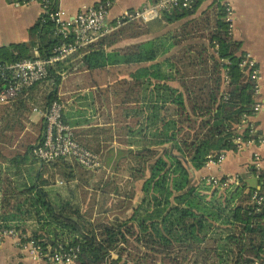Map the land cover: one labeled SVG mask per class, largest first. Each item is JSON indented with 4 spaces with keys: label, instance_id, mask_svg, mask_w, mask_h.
Wrapping results in <instances>:
<instances>
[{
    "label": "trees",
    "instance_id": "1",
    "mask_svg": "<svg viewBox=\"0 0 264 264\" xmlns=\"http://www.w3.org/2000/svg\"><path fill=\"white\" fill-rule=\"evenodd\" d=\"M51 1L57 11L58 0ZM200 3L149 24L129 22L76 56L93 87L113 82V102L127 115L119 132L128 136L127 149L106 156L117 159L112 174L126 165L132 189L117 196L109 213L94 217L95 210L84 206L82 191L91 189L94 172L68 159L42 166L32 154L45 130L42 120L27 131L36 108L32 95L49 83L43 109L60 102L65 64L27 96L0 106V235L14 231L23 244L33 242L40 248V264H51L56 251L77 247L75 264L264 262V205L252 202L256 190L244 179L229 188L196 180L211 157L237 151L238 137L253 138L241 127L257 103L256 83L241 66L226 7L200 22L192 19ZM56 32V24L41 17L29 44L0 49V63L50 59L68 42ZM125 41L139 42L122 51L118 46ZM19 133V151L11 152ZM91 151L103 164L102 153ZM4 163L11 166L3 168ZM46 167L64 170L66 189L44 185ZM115 180L113 175L102 179L105 197L118 193Z\"/></svg>",
    "mask_w": 264,
    "mask_h": 264
},
{
    "label": "crops",
    "instance_id": "2",
    "mask_svg": "<svg viewBox=\"0 0 264 264\" xmlns=\"http://www.w3.org/2000/svg\"><path fill=\"white\" fill-rule=\"evenodd\" d=\"M104 1L106 0H58L57 4L58 9L65 11L73 19L84 9L98 6ZM198 1L201 3L192 19L200 22L207 16L213 19L219 6L232 8V37L240 45L241 55L249 54L257 62L259 80L255 98L256 104L259 103L262 106L259 112H254V115L244 122L242 130L244 131L249 124H254L256 136L264 139V0ZM156 2L157 0H118L112 8L110 22L126 10L142 11ZM41 17V0H31L21 6L15 5L13 0H0V49L29 44L31 31L36 27ZM37 53L38 51L35 49V54ZM79 60L80 57H74L65 63L66 67L61 75L62 81L58 89L59 98L65 108L64 120L73 129L76 141L89 150L101 152L104 170H111L116 166L117 159L113 155L107 157L106 153L127 149L123 141L127 140L128 136L119 133L121 127L127 125V115L126 112L118 111L117 105L113 102L116 95L112 88L113 82L109 81L107 85L100 88L93 87L90 74L85 70L80 71L78 63H75ZM32 96L35 98L34 104L36 105L33 113L37 112L39 118L35 119L33 113L31 114V124L27 125V131H34L35 125H38L42 120L45 123L43 114L47 111L41 106V98L36 94ZM108 101H110L109 104ZM19 134V138L10 147L11 152L18 150L23 136V134ZM256 154L264 157V146L245 144L241 149L237 147V151L226 152V160L221 165L207 164L203 170L196 172V180L211 177L230 178L236 179L240 185V180L244 179L249 185V190H259L262 187L252 170ZM10 166L3 164V168ZM57 169H61L64 174L62 168ZM98 180L95 177L90 185L97 184ZM2 199L3 192L0 191V210ZM27 245L23 242L19 244L15 237H4L0 244V264H40V261L27 250Z\"/></svg>",
    "mask_w": 264,
    "mask_h": 264
},
{
    "label": "built area",
    "instance_id": "3",
    "mask_svg": "<svg viewBox=\"0 0 264 264\" xmlns=\"http://www.w3.org/2000/svg\"><path fill=\"white\" fill-rule=\"evenodd\" d=\"M15 5H25L31 0H13ZM118 0H106L95 7H89L80 12L73 19L61 9L53 11L51 0H41L42 17L48 16L56 24L57 35H60L67 43L58 47L50 59L37 58L34 60H24L14 63H0V106L14 103L20 96L29 92L38 84L46 81L53 69L59 65L69 62L80 53H84L89 47L100 42L101 39L125 26L129 22L138 21L149 24L161 19L165 14L171 13L177 8L192 10L197 0H157L154 5L148 6L142 11L122 12L114 21L110 22L112 8ZM227 22L230 23V31L233 28V11L227 7ZM241 66L247 69L249 77L256 83L255 95L258 91L259 70L256 60L249 54L242 56ZM228 83V82H227ZM261 104H256L254 112L261 109ZM64 105L60 101H55L43 114L45 119V130L41 142L34 148L32 154L43 166L57 162L59 159L75 160L80 166L94 173L104 169L100 157L93 151L85 148L76 141L73 129L64 120ZM249 117L247 118V121ZM245 121V122H247ZM244 128L241 127V131ZM253 138L244 141L242 137L236 139L238 148H243L245 144L264 146V139L256 136L254 124H249ZM245 128V129H247ZM244 129V130H245ZM226 160V154L222 153L217 159L210 158L209 165H221ZM256 169V178L261 183L264 190V157L256 154L253 161ZM222 178L211 177L207 182L214 186L229 188L238 185L236 179L227 178L222 183ZM252 202L258 206L264 205V193L253 191ZM12 236L22 243L20 236L14 231L4 232L0 235L2 239ZM27 250L38 260L42 261L40 248L30 242ZM80 252V247L68 251H56L49 258L51 264H75V260ZM256 264H264L257 262Z\"/></svg>",
    "mask_w": 264,
    "mask_h": 264
},
{
    "label": "rangeland",
    "instance_id": "4",
    "mask_svg": "<svg viewBox=\"0 0 264 264\" xmlns=\"http://www.w3.org/2000/svg\"><path fill=\"white\" fill-rule=\"evenodd\" d=\"M145 40V39H143ZM139 41H125L122 44L118 46L119 49H128L129 47L137 44ZM75 63H79V61H76ZM39 90L35 92L36 95L39 96V98L44 97L47 92L52 90V85L49 83H45V85L40 86ZM41 102V99H40ZM42 107H43V101L41 102ZM33 116L36 118H39V114L37 112L33 113ZM43 174V180H44V185H53L55 184V187L57 189L64 188L66 189V181L64 180V174L61 169H54L52 167H48L46 170H44ZM112 170L107 169V170H101V172H98L99 174L94 173V179L97 177V184H92L91 189L87 186L85 189L86 192L82 191V198L85 200L84 206L87 208H93L94 211V217L97 216L98 214H104L105 212H110V208L112 207L113 201L117 200V196H125L126 193H130L132 189V185L128 184L127 180V172H126V165L123 168L117 169V174L113 173ZM100 175V176H99ZM111 175L114 176L116 186L119 188L118 193L111 192L109 197H105L100 189V185L104 184L106 181L102 182V179L107 180ZM64 183V184H63ZM96 185V186H95ZM86 186V185H85ZM99 189V190H98ZM80 194V190H79ZM32 255V254H31ZM33 256V255H32ZM41 263V262H40Z\"/></svg>",
    "mask_w": 264,
    "mask_h": 264
},
{
    "label": "water",
    "instance_id": "5",
    "mask_svg": "<svg viewBox=\"0 0 264 264\" xmlns=\"http://www.w3.org/2000/svg\"><path fill=\"white\" fill-rule=\"evenodd\" d=\"M259 190H262L261 188ZM264 191V190H263Z\"/></svg>",
    "mask_w": 264,
    "mask_h": 264
}]
</instances>
